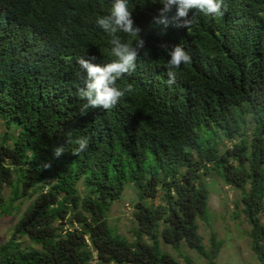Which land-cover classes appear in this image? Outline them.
<instances>
[{
    "label": "trees",
    "instance_id": "1",
    "mask_svg": "<svg viewBox=\"0 0 264 264\" xmlns=\"http://www.w3.org/2000/svg\"><path fill=\"white\" fill-rule=\"evenodd\" d=\"M112 4L0 0V218L31 200L0 243V264H90L92 253L97 264H195L161 244L214 264L221 243L212 235L207 251L196 223L208 216L209 173L239 191L251 251L264 264V0H224L219 17L190 10V28L170 23L163 33L153 24L160 0H128L145 45L116 86L132 91L82 114L87 73L77 61L113 59L111 37L96 25ZM177 44L191 63L169 86L160 45ZM81 137L88 147L73 155ZM218 139L233 144L220 150ZM127 183L137 195L131 242L107 220Z\"/></svg>",
    "mask_w": 264,
    "mask_h": 264
},
{
    "label": "clouds",
    "instance_id": "2",
    "mask_svg": "<svg viewBox=\"0 0 264 264\" xmlns=\"http://www.w3.org/2000/svg\"><path fill=\"white\" fill-rule=\"evenodd\" d=\"M162 8L156 17H153V24L161 27L163 33L171 23L175 27L190 28L193 19L188 17L190 10H196L204 16L219 17L226 11L224 0H160ZM175 9L171 19L166 15ZM223 9V10H222ZM96 25L111 37L110 55L113 59L103 66L90 63L83 58L78 59L80 68L86 70L87 76L84 79L83 87L78 89V96L86 101L81 107V113L85 114L88 108H102L109 110L116 106L127 92L132 91V85L118 88L117 81L135 71V61L138 53L144 48L145 41L140 37V28L134 26L132 12L128 8V0H113L108 15L96 19ZM117 33H124L129 42H121ZM161 49L169 57L167 61L166 83L171 86L175 83L176 69L182 64H190L191 56L179 44L170 48L167 45H160ZM92 59H95L94 57ZM88 138L81 137L75 141L78 147L73 155H78L88 147ZM64 152L63 147L56 148L54 156H60ZM46 169L49 164L43 165Z\"/></svg>",
    "mask_w": 264,
    "mask_h": 264
},
{
    "label": "rangeland",
    "instance_id": "3",
    "mask_svg": "<svg viewBox=\"0 0 264 264\" xmlns=\"http://www.w3.org/2000/svg\"><path fill=\"white\" fill-rule=\"evenodd\" d=\"M248 123L244 128L245 135L250 139L253 132V123L250 117L247 118ZM4 132V128L0 124V134ZM220 142V143H219ZM220 150L230 148L233 143L225 140H217ZM203 183L208 192L207 207L208 216L205 221L197 219L198 234L201 238L202 245L208 251L211 245V236L214 235L216 241L221 243L220 250L214 260V264H258L250 247V240L247 236L249 226L242 213V205L240 203V193L236 189L225 185L213 173L203 176ZM79 190L82 191L81 185ZM4 196H9V190L4 189ZM137 201L136 191L131 184H126L120 200L112 204L107 220L116 232L123 236L127 241L133 240L132 229L135 222L132 217L133 203ZM153 206L160 203L158 197L148 199ZM31 200L22 199L16 202V210L10 215H4L0 218V243L6 240L10 235L13 224L18 220L19 216L25 208L30 205ZM18 207V208H17ZM261 222L264 224V207L260 213ZM161 250L176 258L178 262L183 260L179 256L186 255L190 257L195 264H207V260L197 255L194 251L185 246L174 249L170 246L161 244Z\"/></svg>",
    "mask_w": 264,
    "mask_h": 264
},
{
    "label": "built area",
    "instance_id": "4",
    "mask_svg": "<svg viewBox=\"0 0 264 264\" xmlns=\"http://www.w3.org/2000/svg\"><path fill=\"white\" fill-rule=\"evenodd\" d=\"M90 264H97L96 255L95 253H92V259L90 261Z\"/></svg>",
    "mask_w": 264,
    "mask_h": 264
}]
</instances>
